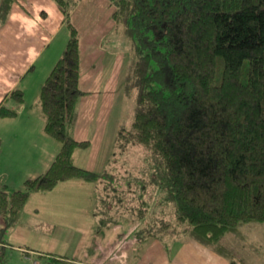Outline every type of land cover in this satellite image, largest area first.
Returning a JSON list of instances; mask_svg holds the SVG:
<instances>
[{
	"label": "trees",
	"instance_id": "1",
	"mask_svg": "<svg viewBox=\"0 0 264 264\" xmlns=\"http://www.w3.org/2000/svg\"><path fill=\"white\" fill-rule=\"evenodd\" d=\"M15 1L0 0V25ZM55 1L69 37L39 100L44 129L61 146L21 187H0V241L31 191L82 177L96 184L98 230L127 216L139 240L157 237L169 248L195 238L238 264L228 236L240 224L264 222V0H110L116 30L134 50L125 89L137 87V101L102 171L74 157L90 144L71 131L85 92L71 18L81 0ZM24 96L21 88L8 95ZM16 113L0 104V116ZM0 264H7L3 246Z\"/></svg>",
	"mask_w": 264,
	"mask_h": 264
},
{
	"label": "crops",
	"instance_id": "2",
	"mask_svg": "<svg viewBox=\"0 0 264 264\" xmlns=\"http://www.w3.org/2000/svg\"><path fill=\"white\" fill-rule=\"evenodd\" d=\"M40 1L16 0L0 25V104L17 109L14 116H0V187L9 189L21 187L27 177L46 170L61 146L44 129L39 96L46 76L63 53V46L49 47L55 30L64 23L63 13L56 6L50 16L49 7ZM113 20V29L100 33L96 24L85 31L72 19L80 31L79 84L85 92L71 131L78 139L90 140L88 146L75 150L74 157L79 165L97 171L107 166L113 154L102 155L100 145L129 120L121 104L126 97L115 91L125 85L131 57L125 54ZM14 88L24 91V100L8 97ZM96 203L95 182L82 177L31 191L7 242L0 241L7 264H46L50 260L60 264H231L225 255L195 238L174 240L169 248L157 237L139 240L127 216L98 230ZM235 234L228 240L238 253V264H264V223L240 224Z\"/></svg>",
	"mask_w": 264,
	"mask_h": 264
},
{
	"label": "rangeland",
	"instance_id": "3",
	"mask_svg": "<svg viewBox=\"0 0 264 264\" xmlns=\"http://www.w3.org/2000/svg\"><path fill=\"white\" fill-rule=\"evenodd\" d=\"M32 1L35 2L36 0H32ZM39 3L40 4L44 3L46 6L49 7L50 16L54 15L55 11H57L55 7L56 6L58 7V4L56 3L55 0H48V1L41 0ZM53 8L55 10H53ZM112 10H113V6L111 5L110 0H82L81 4L77 7V10L73 18H75V20L79 22L80 26L85 31L90 30L91 26L93 24H96L97 31H100V33H107L113 29V26L111 24V20H113V17L111 15ZM55 21L58 25L59 17L58 18L56 17ZM85 25H86V28H85ZM68 37H69V30L67 26L63 23L59 28L55 30L54 38L49 47L55 45V46H63V48L65 49ZM122 37H123L122 41L124 42L123 48H126L125 54L128 57H132L134 50L131 46V43L129 42L131 39H129V37L125 36L124 34H122ZM123 82L125 84L126 80H123ZM115 92L120 93L118 95H122L121 97L123 96L126 97V98L123 97L121 104L123 105V110L126 111L127 114L129 113V120L126 121L124 125H129L133 118V110H134V107L137 101V87H133L131 91L128 92L125 89V85L123 87H120L119 85L118 87H116ZM115 132L116 131L114 132L112 131V133H109L107 137L105 138L103 145H100V147H102L101 149L102 155L103 154L108 155L110 151L111 152L114 151L113 148L115 144V135H116ZM149 158H150V163H152L154 166L159 165V159L155 153H151L149 155ZM252 223L254 225H262L264 222H252ZM236 231L238 232V228ZM235 233L236 232L234 231L233 233H231L230 236L236 235ZM50 261L45 262V263L46 264H60V263H57L56 261H53V262H50ZM19 264H24V262L21 261V263L19 262ZM25 264H29V262H25Z\"/></svg>",
	"mask_w": 264,
	"mask_h": 264
}]
</instances>
